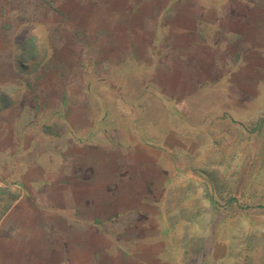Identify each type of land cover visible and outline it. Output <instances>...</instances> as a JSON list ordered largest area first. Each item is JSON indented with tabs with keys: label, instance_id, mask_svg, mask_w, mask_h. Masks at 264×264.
Listing matches in <instances>:
<instances>
[{
	"label": "rangeland",
	"instance_id": "rangeland-1",
	"mask_svg": "<svg viewBox=\"0 0 264 264\" xmlns=\"http://www.w3.org/2000/svg\"><path fill=\"white\" fill-rule=\"evenodd\" d=\"M22 193L114 264H264V0H0V217Z\"/></svg>",
	"mask_w": 264,
	"mask_h": 264
},
{
	"label": "crops",
	"instance_id": "crops-1",
	"mask_svg": "<svg viewBox=\"0 0 264 264\" xmlns=\"http://www.w3.org/2000/svg\"><path fill=\"white\" fill-rule=\"evenodd\" d=\"M78 151L79 148L73 145L68 151H65V154L68 157L66 162H69L70 166L67 173L61 172L62 167L60 164L58 165L60 172H58V174L53 173L46 175L43 180L44 185H39L35 189L49 190V187L52 189V193L67 195L68 199H64L65 205H77V202H81L84 194L82 189L77 191V182L80 183L82 181H89L88 183L91 184V178H93V176L91 172L86 173V170L83 171L81 166L78 164L80 158L78 156ZM84 151L86 152V155H90L87 148ZM61 154H64V152ZM89 168L93 171L92 159ZM71 170L76 173H70L69 171ZM79 171H82L83 175L85 173L86 176H89L90 178L86 180L79 173ZM98 178L99 174H94V183H98ZM58 182H62V185H59ZM104 183L108 184L107 181ZM70 193L74 197H72ZM45 199L50 201L51 196L49 198L45 197ZM27 201L28 198L24 197L23 193L20 194L18 197L13 199V201H11V205H9L5 214H2L0 217V233H2L0 235V264H114L113 261L101 256L107 253H105V250L102 251V249L99 248L98 241H96L97 245L94 249V255L93 250L91 249L93 247L94 240L90 241L91 248L83 247V235L78 230V228H81V218H77L76 215L70 219L64 218L61 215L62 213H59L62 211V207L64 206L57 204L56 200L52 205L55 208L43 209L42 211H39L40 216L42 217L39 224L42 226L41 231L40 229L38 230L40 233H36L33 227L37 223L34 219L30 218V216H33V213L35 212V207L32 203ZM47 201L43 203H47ZM52 213H54V217L57 219L52 223L53 225L46 222V218L50 217ZM61 220L65 221L64 225L61 223ZM47 225L58 227V229H60L59 227H70V229L64 228L63 232H61V229L56 232H54V230L52 232H48V230L44 228ZM16 228L17 232L11 231ZM69 230L70 232H67ZM76 236H78V239ZM67 241L69 243H73V248H66L65 243Z\"/></svg>",
	"mask_w": 264,
	"mask_h": 264
}]
</instances>
